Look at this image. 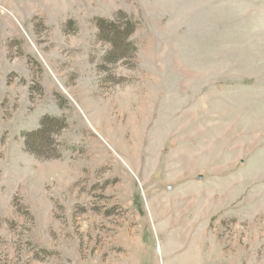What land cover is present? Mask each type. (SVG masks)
<instances>
[{
  "label": "rangeland",
  "instance_id": "1",
  "mask_svg": "<svg viewBox=\"0 0 264 264\" xmlns=\"http://www.w3.org/2000/svg\"><path fill=\"white\" fill-rule=\"evenodd\" d=\"M206 1L0 0V264H171L174 204L264 264L251 0Z\"/></svg>",
  "mask_w": 264,
  "mask_h": 264
},
{
  "label": "bare ground",
  "instance_id": "2",
  "mask_svg": "<svg viewBox=\"0 0 264 264\" xmlns=\"http://www.w3.org/2000/svg\"><path fill=\"white\" fill-rule=\"evenodd\" d=\"M184 160H189L188 156L184 157ZM184 162H186V161H184ZM193 202H195V201H193ZM178 209L179 208H176V204L172 205L171 208H169L168 205L164 206V209H163L164 215L169 214V212L171 210H172L171 215L172 214L175 215L172 218L168 219L169 225L166 226V227H169L170 234L172 236V238L171 237L167 238V241H169L171 243V245H173V243L175 241L177 244L176 250L173 251V255H174L173 258L175 259L174 262H175V264H199L202 261L201 258L204 257V255H201L203 253V250L205 249V245L202 244L204 233L198 232V241H197V245H196V248L198 250V253H197L195 251V247H193V243L191 242L192 238H189V235H191L190 228H192V226L191 225L189 226V225H186V224L179 222V220H181L184 215L179 213L177 211ZM200 218H201V215L199 216L198 220H200ZM198 226H199V224H198ZM191 244H192V247H191ZM174 252H175V254H174ZM192 255H194V256H192ZM174 262H171V264H173Z\"/></svg>",
  "mask_w": 264,
  "mask_h": 264
},
{
  "label": "crops",
  "instance_id": "3",
  "mask_svg": "<svg viewBox=\"0 0 264 264\" xmlns=\"http://www.w3.org/2000/svg\"><path fill=\"white\" fill-rule=\"evenodd\" d=\"M211 2L220 0L204 3ZM255 54L264 60V0H251V55Z\"/></svg>",
  "mask_w": 264,
  "mask_h": 264
},
{
  "label": "trees",
  "instance_id": "4",
  "mask_svg": "<svg viewBox=\"0 0 264 264\" xmlns=\"http://www.w3.org/2000/svg\"><path fill=\"white\" fill-rule=\"evenodd\" d=\"M50 127H52V124L50 125V124L44 122V123H42V126H41V128L37 131V133H39V134L44 133V134L46 135V133L49 132V131H48V128H50Z\"/></svg>",
  "mask_w": 264,
  "mask_h": 264
}]
</instances>
